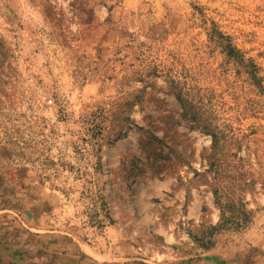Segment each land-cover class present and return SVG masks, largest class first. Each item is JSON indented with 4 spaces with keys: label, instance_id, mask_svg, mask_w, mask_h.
<instances>
[{
    "label": "rangeland",
    "instance_id": "rangeland-1",
    "mask_svg": "<svg viewBox=\"0 0 264 264\" xmlns=\"http://www.w3.org/2000/svg\"><path fill=\"white\" fill-rule=\"evenodd\" d=\"M215 262L264 264V0H0V264Z\"/></svg>",
    "mask_w": 264,
    "mask_h": 264
},
{
    "label": "trees",
    "instance_id": "trees-1",
    "mask_svg": "<svg viewBox=\"0 0 264 264\" xmlns=\"http://www.w3.org/2000/svg\"><path fill=\"white\" fill-rule=\"evenodd\" d=\"M177 99L181 102V104H183V107H184V103L182 102L183 100L181 99L180 96H177ZM195 119V118H194ZM212 137H213V144L211 146V149H212V152H217L218 148H219V144H220V138H218V135L216 133H212ZM214 165V162L211 163V167ZM214 195L217 196L218 195V191L215 190L214 191ZM217 199H218V196H217ZM224 218V216H223ZM225 219V218H224ZM220 227V225H219ZM218 227V228H219ZM214 230H217V228H213Z\"/></svg>",
    "mask_w": 264,
    "mask_h": 264
},
{
    "label": "crops",
    "instance_id": "crops-1",
    "mask_svg": "<svg viewBox=\"0 0 264 264\" xmlns=\"http://www.w3.org/2000/svg\"><path fill=\"white\" fill-rule=\"evenodd\" d=\"M215 264H224V263H222V262H215Z\"/></svg>",
    "mask_w": 264,
    "mask_h": 264
}]
</instances>
